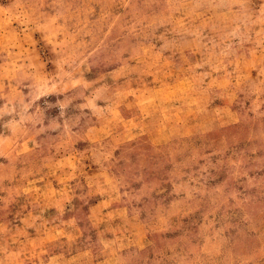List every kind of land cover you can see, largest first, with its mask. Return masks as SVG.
I'll return each mask as SVG.
<instances>
[{
    "label": "rangeland",
    "instance_id": "1",
    "mask_svg": "<svg viewBox=\"0 0 264 264\" xmlns=\"http://www.w3.org/2000/svg\"><path fill=\"white\" fill-rule=\"evenodd\" d=\"M0 264H264V0H0Z\"/></svg>",
    "mask_w": 264,
    "mask_h": 264
}]
</instances>
